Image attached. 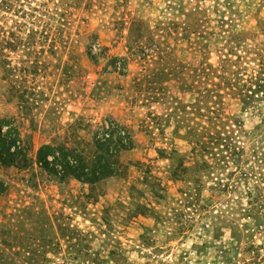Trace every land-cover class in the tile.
Segmentation results:
<instances>
[{"label": "rangeland", "instance_id": "374dc122", "mask_svg": "<svg viewBox=\"0 0 264 264\" xmlns=\"http://www.w3.org/2000/svg\"><path fill=\"white\" fill-rule=\"evenodd\" d=\"M107 116L138 146L97 187L0 167V264H264V0H0V118Z\"/></svg>", "mask_w": 264, "mask_h": 264}, {"label": "trees", "instance_id": "16d2710c", "mask_svg": "<svg viewBox=\"0 0 264 264\" xmlns=\"http://www.w3.org/2000/svg\"><path fill=\"white\" fill-rule=\"evenodd\" d=\"M79 125L83 122L77 120L70 125L76 130L74 139H54L35 150L25 139L16 118H0V167L32 172L34 178L48 176L61 183L73 178L91 187L122 175V153L138 146L132 128L114 116L87 128ZM81 131H88V136H82ZM5 190L2 183L0 192Z\"/></svg>", "mask_w": 264, "mask_h": 264}, {"label": "built area", "instance_id": "2783aa9c", "mask_svg": "<svg viewBox=\"0 0 264 264\" xmlns=\"http://www.w3.org/2000/svg\"><path fill=\"white\" fill-rule=\"evenodd\" d=\"M44 264H89L82 262L72 257L70 254L61 253L58 256H55L53 260L46 261Z\"/></svg>", "mask_w": 264, "mask_h": 264}]
</instances>
